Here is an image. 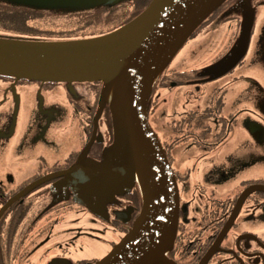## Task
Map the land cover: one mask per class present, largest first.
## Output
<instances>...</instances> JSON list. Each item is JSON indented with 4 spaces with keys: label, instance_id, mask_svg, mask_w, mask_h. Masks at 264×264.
<instances>
[{
    "label": "flooded vegetation",
    "instance_id": "flooded-vegetation-1",
    "mask_svg": "<svg viewBox=\"0 0 264 264\" xmlns=\"http://www.w3.org/2000/svg\"><path fill=\"white\" fill-rule=\"evenodd\" d=\"M236 2L240 0H228L219 6L198 28L199 32L205 30L209 34L213 26H220V21L225 20L222 18L226 16L224 11ZM263 3L264 0H252L257 16L264 7ZM98 26L103 27L102 24ZM102 35L105 33L71 40L93 39ZM189 58H197V53L193 52ZM245 59L216 76L195 68L193 60V65L189 63L180 68L169 64L154 82L148 110L149 123L167 153L180 191L179 227L174 247L168 253L173 264H264V177L250 176L245 168L247 161L231 152L232 139L240 138L237 137L238 125L247 117L252 118L251 131L242 133L241 138L247 139L252 146L254 142L264 143V118L259 113L258 117L263 122L259 123L255 120L258 110L248 109L250 101L253 98L257 101L256 98L264 92V71L252 67L250 60ZM238 67L261 75V81L258 80L260 86L250 85L241 92L236 84L233 87L217 86L206 95V85L220 81ZM101 86V82H42L0 75V110L8 100L16 99L15 94H20V99L23 95L33 94L31 87L41 92L57 91L62 93L64 101L72 104L80 129L77 150H70L54 162L39 156L34 173L9 187L0 184V264H96L101 260L85 258L71 251L78 244V236L87 235L91 241H99L93 235L82 233L81 229H76L78 236L69 237L72 241L66 246L52 245L48 238L68 212L90 211L76 201L70 185L59 182L65 171L82 160L81 155L94 135V117ZM171 93H174V99ZM165 105L168 112L163 109ZM262 105L264 107V102ZM237 106L242 107L237 110ZM107 109L106 105L98 122L95 140L83 159L102 162L100 159L105 147L113 141ZM243 112L247 114L242 116ZM12 120L9 126L0 121V141L7 136L14 137ZM210 171L215 173L213 177ZM53 194L65 197L50 205ZM115 195V198L103 201L104 207L90 200L93 210L98 212L97 215L92 214V220L102 224L104 230L112 231V240H106L108 253L127 234L143 207L138 183L128 192ZM99 216H103L102 219Z\"/></svg>",
    "mask_w": 264,
    "mask_h": 264
},
{
    "label": "water",
    "instance_id": "water-1",
    "mask_svg": "<svg viewBox=\"0 0 264 264\" xmlns=\"http://www.w3.org/2000/svg\"><path fill=\"white\" fill-rule=\"evenodd\" d=\"M68 1L95 7L123 0ZM224 1L152 0L127 24L93 39L0 38V75L42 82L103 83L94 135L82 160L65 171L59 183L70 185L76 201L84 205H90L93 196L111 200L138 183L143 207L127 234L96 264H173L168 253L179 227L180 191L167 153L150 126L149 103L162 71ZM244 1L239 40L223 73L244 58L251 42L254 9L249 0ZM106 105L115 139L110 161L83 159Z\"/></svg>",
    "mask_w": 264,
    "mask_h": 264
},
{
    "label": "rangeland",
    "instance_id": "rangeland-1",
    "mask_svg": "<svg viewBox=\"0 0 264 264\" xmlns=\"http://www.w3.org/2000/svg\"><path fill=\"white\" fill-rule=\"evenodd\" d=\"M145 1L138 0L137 4L143 5ZM227 1L225 0L223 3ZM243 1L240 0V2H236L231 6L229 5L224 11V15L226 16L222 17L225 20L220 21V26H211V33L206 34L205 30L199 32V29L195 31L192 38H189L182 48L178 50L176 56L171 60L170 66L180 68L189 63L193 65V62H191L193 60L196 62L195 68H200L204 73L211 76H216L224 72V68L230 63V57H233V52L239 40L243 21ZM0 3L44 11L46 18L40 19L38 25H41V28L47 31L48 29L56 30L54 33H48L46 35L64 33L65 31L63 29L72 27V25L67 24L69 17L72 15L71 13H78L92 8L90 4L69 2L68 0H0ZM249 3L251 4L252 0H249ZM126 8L127 6L120 5L109 11L104 9L101 11L103 12V16L100 17L98 15V20L101 19L102 21L103 17H105L107 21L109 20V23L115 20V17L121 18L123 16L121 15V11H124ZM253 9L254 23L252 24L251 42L244 58L250 60L252 67H257L259 71L261 69L264 71V46H262L264 42V7L260 10V14L258 11V16L254 7ZM50 13L67 14L53 15ZM2 37L3 33L0 31V38ZM193 52L197 53V58L190 60L189 56ZM248 71V68L238 67L235 72L229 73L220 81L206 85L204 90L206 91V95L213 92L217 86L233 87L236 84L239 92L246 90L250 85L260 86L258 80L261 81L262 76ZM245 82L247 83L245 84ZM102 89L103 83L100 95L102 94ZM30 91H33V94L29 93L26 97L23 95L21 99L19 97L20 94H15L14 97L16 99L13 101L8 100V103L0 110V121L2 120L5 126H9L13 118V125H15L14 137L10 138L7 136V139L2 138L0 141V184L3 186L9 187L11 184H17L28 175L34 173L37 170L39 156H44L48 161L54 162V160L65 156V153L70 150H77L79 148V121L77 117H74L72 104L70 105L68 100L64 101L65 99L61 96L62 93L57 91L41 92V90L37 91L33 87L30 88ZM14 93H16L15 90ZM254 93L252 94L253 97ZM100 98L101 96L98 102H100ZM171 98L174 99V93H171ZM253 99L250 101L248 109H252L253 111L258 110L257 119H253L262 124L263 122H261L258 116L261 113L264 118V107L262 105V102H264V92H261V97L256 98L257 101ZM241 107L237 106V110ZM163 109L165 112H168L166 105ZM107 111L109 112V117H111L109 106ZM243 114L247 113L243 112L241 115L243 116ZM248 114L250 113L248 112ZM250 120L252 118L247 117V122L240 121L237 131V137L240 138L235 137L232 139L231 143L234 145L231 152L247 161L245 168L249 171L248 174L250 176L264 177V143L254 142L252 146L247 142V139L243 140L241 138L242 133L246 134V132L249 133L251 131ZM111 124L114 137L112 117ZM1 127L0 125V129ZM237 139H239V142H237ZM241 143L242 147H240ZM114 145L115 139L113 138L111 144L105 147L102 159L100 160L103 162L110 161ZM214 175L215 173L210 171V176L213 177ZM64 197L62 194H53L50 200L51 204H49H56L62 201ZM115 197L116 195L113 196V198ZM91 201L94 204H101L103 207L106 205L103 202L104 200L96 197H93ZM84 206L90 209V211L72 210L68 212L65 220L59 223V225H55L54 232L49 233L48 238L52 240V245L59 243L60 245L66 246L72 241L69 237L78 236L79 231L77 233V230L81 229L82 233L86 232L93 235L99 238V241H91V238L87 235L78 236L76 237L78 244L75 245L76 247H72L71 251L85 258L93 257L95 259H102L108 254L106 252L108 249V247L106 248L108 246L106 240H112V231L110 229L104 230L105 228L102 224L100 225L97 221L92 220V214L97 215L98 212L94 211L91 205ZM76 248L78 249L76 250Z\"/></svg>",
    "mask_w": 264,
    "mask_h": 264
},
{
    "label": "trees",
    "instance_id": "trees-1",
    "mask_svg": "<svg viewBox=\"0 0 264 264\" xmlns=\"http://www.w3.org/2000/svg\"><path fill=\"white\" fill-rule=\"evenodd\" d=\"M151 1L152 0H146L143 5H138V0H123L114 5H99L92 7L90 10L86 9L78 13H71L72 15L69 17L67 24H70V26L72 25V27L63 29L65 32L57 35H46L48 33H54L56 30L48 29L47 31L41 28V25H38L40 19L46 18L44 11L21 6H5L0 4V31L4 33L3 37L39 41L71 40L73 38L90 37L92 35L97 36L100 33L108 34L134 19L148 7ZM120 5L127 6L124 11H121V15H123L121 18L115 17V20L108 23L109 20L107 21L106 18L103 17V20L101 21L100 17L103 16V12H101L102 10L106 9L109 11ZM50 14L57 15L67 13ZM98 15H100V20H98ZM98 24H102L103 27H99ZM201 25L199 27H201ZM98 30L101 31L98 32Z\"/></svg>",
    "mask_w": 264,
    "mask_h": 264
},
{
    "label": "bare ground",
    "instance_id": "bare-ground-1",
    "mask_svg": "<svg viewBox=\"0 0 264 264\" xmlns=\"http://www.w3.org/2000/svg\"><path fill=\"white\" fill-rule=\"evenodd\" d=\"M138 179H139V177H138Z\"/></svg>",
    "mask_w": 264,
    "mask_h": 264
}]
</instances>
